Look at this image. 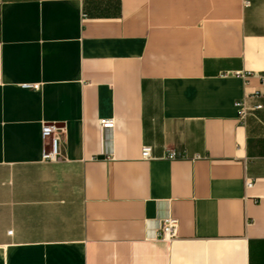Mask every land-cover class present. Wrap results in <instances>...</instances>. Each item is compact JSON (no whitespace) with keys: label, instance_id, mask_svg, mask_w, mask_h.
<instances>
[{"label":"crops","instance_id":"0c3cea01","mask_svg":"<svg viewBox=\"0 0 264 264\" xmlns=\"http://www.w3.org/2000/svg\"><path fill=\"white\" fill-rule=\"evenodd\" d=\"M0 9V264H264V0Z\"/></svg>","mask_w":264,"mask_h":264},{"label":"built area","instance_id":"2783aa9c","mask_svg":"<svg viewBox=\"0 0 264 264\" xmlns=\"http://www.w3.org/2000/svg\"><path fill=\"white\" fill-rule=\"evenodd\" d=\"M248 4V2H245ZM0 20H1V9H0ZM20 87L25 90L38 91L40 84L37 83H23ZM239 117L243 118L245 116V110L242 108L239 110ZM112 122L108 119L100 120V125L102 127L111 126ZM63 129L55 124H42L40 129V137L44 146L45 141H49L48 151H42V159L45 161H54L60 156V136L63 134ZM141 157L143 159H148L151 157V149L149 146H143L141 150ZM178 221L175 218H165L157 231V236L163 240L170 241L176 238Z\"/></svg>","mask_w":264,"mask_h":264}]
</instances>
